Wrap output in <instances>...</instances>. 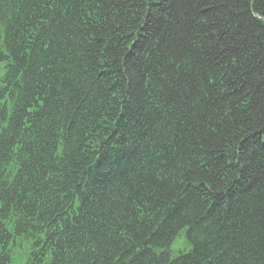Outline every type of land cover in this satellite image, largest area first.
<instances>
[{
  "label": "trees",
  "instance_id": "1",
  "mask_svg": "<svg viewBox=\"0 0 264 264\" xmlns=\"http://www.w3.org/2000/svg\"><path fill=\"white\" fill-rule=\"evenodd\" d=\"M16 262L264 264V0H0Z\"/></svg>",
  "mask_w": 264,
  "mask_h": 264
},
{
  "label": "rangeland",
  "instance_id": "2",
  "mask_svg": "<svg viewBox=\"0 0 264 264\" xmlns=\"http://www.w3.org/2000/svg\"><path fill=\"white\" fill-rule=\"evenodd\" d=\"M186 248L187 246L184 244L181 238H177L170 247L173 252L183 251Z\"/></svg>",
  "mask_w": 264,
  "mask_h": 264
}]
</instances>
